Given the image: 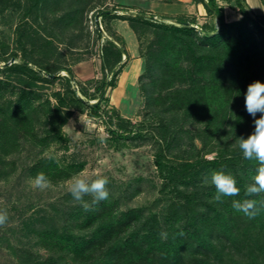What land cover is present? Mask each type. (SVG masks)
<instances>
[{"label":"trees","instance_id":"1","mask_svg":"<svg viewBox=\"0 0 264 264\" xmlns=\"http://www.w3.org/2000/svg\"><path fill=\"white\" fill-rule=\"evenodd\" d=\"M94 2L16 3L24 13L42 18L37 19L36 27L32 25L34 28L29 23L34 33L28 39L24 38L28 23L22 22V35L11 50L5 43L0 45V62L20 55L19 62L0 67V72L17 71L20 80L10 85L0 77V178L11 177L16 171L15 160H7L8 156L36 146L38 154L51 143L64 140L61 126L72 109L85 108L94 117L101 115L104 88L114 86L113 77L96 86L92 95L83 87L78 94L68 76L54 75L58 70L70 73L68 67L44 64L25 51L26 43L34 50L45 41L42 31L48 26L53 33L58 28L62 36L67 35L70 47H76ZM261 2L264 8V0ZM229 4L239 17L226 21L223 8L214 0L206 1V11L217 18V25L197 23L194 17L183 15H162L161 19L176 20L167 23L144 15L145 10L122 17L136 34L152 32L144 53L147 79L141 83V91L148 111L160 120L156 124H147L148 120L134 123L117 116L108 132L114 139L140 146L152 140L145 132L159 130L154 165L161 180L158 192L170 196L167 204L161 207L163 198H158L148 206L124 208L144 188L136 182L122 192L108 184L110 195L99 203L86 196L87 210L66 193L61 197L66 207L50 202L48 209L37 207L28 215L19 211L18 228L0 227V264H264V213L249 219L231 206L232 200L246 198L245 186L258 167L257 161L243 158L236 141L254 129L253 118L244 106L247 86L256 80L264 83V11L253 13L245 0H229ZM100 14L109 15L107 11ZM123 55L127 57L123 47L106 40L101 47L102 69L111 72ZM62 78L67 86L51 93L55 103L49 96L42 99L38 83ZM5 92L13 97L5 99ZM95 95L100 100L88 103ZM174 150L181 153V159L170 156ZM80 166L75 160L39 156L22 166L14 186L17 189L23 180L40 172L50 181L65 180ZM213 171L232 174L240 194L226 197L223 204L210 202L216 190L204 180ZM25 204L26 211L32 202ZM7 231L12 233L14 244L4 242ZM23 238L28 247L22 245ZM34 244L40 248L39 254L28 251Z\"/></svg>","mask_w":264,"mask_h":264},{"label":"rangeland","instance_id":"2","mask_svg":"<svg viewBox=\"0 0 264 264\" xmlns=\"http://www.w3.org/2000/svg\"><path fill=\"white\" fill-rule=\"evenodd\" d=\"M25 1L28 0H21V3ZM148 1L150 0H95L92 10L87 13V26L79 35L80 40L76 42V47H70L67 42V35L62 36L58 28L53 29L55 33L58 32V36H53L55 33L50 30L49 26L46 27L45 31H42L45 41L37 45L34 50L31 49L30 43H26L25 51L32 52L34 57H39L44 64L68 67L70 73L58 70L54 75L68 76L69 84L78 94H80L78 89L83 87L88 95H92L96 86L104 80L108 81L111 77H113L114 86H105L104 88L106 100L100 102L102 108L100 116H92L85 108L71 110L67 121L61 126L64 140L60 143H51L43 152L38 154L37 146L35 148L26 146L27 148L19 153L6 158L7 160H15L16 165V171L11 177L0 178V210H6L9 215H13V218L10 216L6 226L18 228L21 225V217H17L19 211L24 210V214L28 215L33 213L37 207L48 209L50 202L57 205L60 203L58 206L61 208L66 207L67 203L61 200V197L68 193L66 182L81 171L107 176L109 184L115 191L119 192L124 191L130 183L136 182L144 185L143 190L134 196L129 203H125L124 208L148 206L154 199L158 198H163L161 207L167 204L169 195L163 196L162 193L158 192L161 180L154 165V152L156 150L154 142L160 139L159 130L155 128L152 132H145L152 140L140 146H134L128 141L114 139L108 132V129L114 127L117 116L128 118L134 123L148 120L147 124H156L160 120L159 116H154L148 111L141 91V83L147 79L144 53L152 38V32L149 30L136 34L129 27L128 21L122 18L125 15H135L134 13L146 11ZM17 2L20 3V0H0V6L4 7L3 10H0V45L7 44L9 50L14 47L16 38L22 35V32L19 31L24 22L28 23L24 26L26 28V37L24 38L28 39V36L34 33L32 29L36 27L37 19L42 18L40 15L24 13L21 8H17ZM248 2L252 12L257 11L261 6L263 8L261 0H248ZM100 11H107L109 15L100 14ZM205 12L207 22L212 23L213 17L208 19L209 14L207 11ZM144 15L167 23H176L175 19H161V16L153 12L146 11ZM29 23L34 27H29ZM215 24L217 25V23ZM192 25L199 29L196 24ZM96 29L99 33L96 32ZM106 40H111L115 45L123 47L127 51V57L123 55L121 62L117 63L111 72L107 69L104 71L101 67V47ZM47 41L50 42L46 43ZM19 57L13 58V61H10V58L6 63L0 62V67L19 62ZM30 67L36 69V66L31 65ZM18 74L17 71L0 72V77L10 85H17L20 83L16 77ZM38 85L41 86L42 99L49 96L52 103L55 102L51 93L57 90L62 91L67 86L63 78L52 82L38 83ZM10 95V93L5 92L4 98L13 97V94ZM95 97V99L87 102L99 99L97 95ZM195 144L200 147L199 140L196 139ZM48 155H52L63 162L75 160L81 163L80 170L65 180L51 181L52 187L43 192L30 186L29 181L32 178L23 180L16 189L14 183L20 177L22 166L31 163L39 156ZM176 155L178 158H182L181 153L175 150L170 153L174 159ZM206 156L211 157L212 153ZM28 201H31L32 205H30V209L25 211L27 206L25 203ZM14 205L16 207H13ZM3 240L5 243L14 244L10 231H7ZM20 241L22 245L28 247L24 238ZM28 251L32 254H39L40 248L34 244V247L29 248Z\"/></svg>","mask_w":264,"mask_h":264},{"label":"clouds","instance_id":"3","mask_svg":"<svg viewBox=\"0 0 264 264\" xmlns=\"http://www.w3.org/2000/svg\"><path fill=\"white\" fill-rule=\"evenodd\" d=\"M244 106L253 118L254 129L246 138L244 136L237 138L236 143L243 158L257 161L258 167L251 182L245 186L246 198L232 200L231 206L236 212L254 219L264 213V83L256 80L247 86ZM257 114H259L258 118ZM29 183L33 189L41 192L52 187L50 179L43 172L38 173ZM204 183L213 185L216 190L210 202L223 204L226 197H236L240 194L237 181L230 173L213 171L205 178ZM108 184L107 176L81 171L67 180L66 187L73 200L82 204L87 210L88 204L84 198L91 196L93 203L107 200L110 195ZM8 222V212L0 210V227H4ZM162 238H166V234H162Z\"/></svg>","mask_w":264,"mask_h":264},{"label":"crops","instance_id":"4","mask_svg":"<svg viewBox=\"0 0 264 264\" xmlns=\"http://www.w3.org/2000/svg\"><path fill=\"white\" fill-rule=\"evenodd\" d=\"M206 1L207 0H150L148 1L146 11L153 12L159 16L162 15H183L185 17H194L197 23L201 21H207L205 17L206 14ZM218 6L223 8V16L226 21L234 20L239 17V13L231 8L229 5V0H214ZM246 3L251 8L248 0H245ZM228 2V3H227ZM261 3V2H260ZM262 5V4H261ZM254 13H262L263 8H258L257 11H253ZM210 19V16H208ZM214 19V20H213ZM212 19L213 22L217 23V18L214 17Z\"/></svg>","mask_w":264,"mask_h":264},{"label":"water","instance_id":"5","mask_svg":"<svg viewBox=\"0 0 264 264\" xmlns=\"http://www.w3.org/2000/svg\"><path fill=\"white\" fill-rule=\"evenodd\" d=\"M134 14H136V13H134ZM185 24H188V23H185ZM190 26H192V27H194V28H196L195 26H193V25H190ZM14 59L13 58H11V60L10 61H13ZM25 65H27V66H31L29 63H25ZM99 99H100V97H99ZM98 99V100H99ZM98 100H96V101H91V102H89V103H96Z\"/></svg>","mask_w":264,"mask_h":264}]
</instances>
